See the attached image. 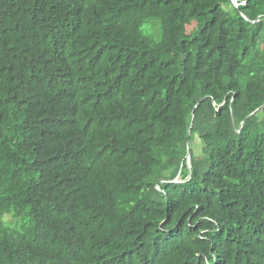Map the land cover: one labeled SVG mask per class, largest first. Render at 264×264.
<instances>
[{"label":"trees","instance_id":"trees-1","mask_svg":"<svg viewBox=\"0 0 264 264\" xmlns=\"http://www.w3.org/2000/svg\"><path fill=\"white\" fill-rule=\"evenodd\" d=\"M232 1L0 0V264H264V0Z\"/></svg>","mask_w":264,"mask_h":264},{"label":"rangeland","instance_id":"rangeland-1","mask_svg":"<svg viewBox=\"0 0 264 264\" xmlns=\"http://www.w3.org/2000/svg\"><path fill=\"white\" fill-rule=\"evenodd\" d=\"M232 4L234 5V7H238V4H237V1L236 0H233L232 1ZM152 25H154V21H149V22H147L145 25H144V27H143V29L145 30V31H147V30H149V29H151V27H152ZM196 22L195 21H192L191 23H189V25L187 26V32H188V34H190L195 28H196ZM195 152H196V154L198 155V154H200V142L198 141V140H196L195 141ZM175 182H180V179H177V180H175ZM11 216H5V218H4V222H6V221H9V222H12V221H14V220H12V218H10ZM22 225V221L20 220V219H18V220H16V222H15V224L14 225H12L11 227H13V228H18V227H20Z\"/></svg>","mask_w":264,"mask_h":264},{"label":"water","instance_id":"water-1","mask_svg":"<svg viewBox=\"0 0 264 264\" xmlns=\"http://www.w3.org/2000/svg\"><path fill=\"white\" fill-rule=\"evenodd\" d=\"M189 134H190V131L188 132V137H187V143L188 144H189ZM186 163H187L188 169H190V161H189V158L187 159Z\"/></svg>","mask_w":264,"mask_h":264}]
</instances>
